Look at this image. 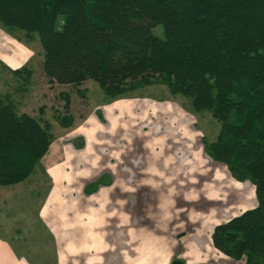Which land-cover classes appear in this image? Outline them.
Returning <instances> with one entry per match:
<instances>
[{
  "label": "trees",
  "instance_id": "16d2710c",
  "mask_svg": "<svg viewBox=\"0 0 264 264\" xmlns=\"http://www.w3.org/2000/svg\"><path fill=\"white\" fill-rule=\"evenodd\" d=\"M0 27L38 40L49 82L80 91L93 80L104 102L163 85L190 98L194 111L209 112L219 128L214 140L202 137L204 152L234 179L251 182L257 201L214 226L213 246L244 264H264V0H0ZM0 63L29 83L26 64ZM56 118L62 127L73 123L67 110ZM50 129L0 91V186L33 173Z\"/></svg>",
  "mask_w": 264,
  "mask_h": 264
},
{
  "label": "rangeland",
  "instance_id": "374dc122",
  "mask_svg": "<svg viewBox=\"0 0 264 264\" xmlns=\"http://www.w3.org/2000/svg\"><path fill=\"white\" fill-rule=\"evenodd\" d=\"M20 36L21 40L0 27V61L12 69L26 64L32 70L29 83L21 84L19 78L3 68L0 63V91L10 93L20 112L42 117L50 122L53 137L50 153L53 150L58 152L60 155L58 161L67 155V166H65L66 172L61 173L59 178L54 167L48 171V168L40 162L26 180L14 185L0 186V241L6 242L14 249L16 257L22 261L20 264L27 262L56 264V240L42 221L41 210L54 181L61 185L72 183L82 186L86 180L95 176L94 169L99 172L110 168L108 158L119 147L117 146L112 152L107 151L105 146L102 149L91 150L90 135L94 130L104 136L108 131L110 136H119L117 131L124 129L125 134L129 135L128 140H143L148 144L144 152L145 162H148L150 156L157 160H152L141 168L143 172L138 175L139 181L135 188L131 189L130 186V190L123 192L102 191L92 197L101 205L99 208L102 211L99 213H106L108 210L117 216L124 214L130 219V235L125 245L129 248L137 247V243L143 246L145 241L146 245L151 247L153 240L150 239V233L161 234L162 231L163 240L169 241L173 233L181 228L186 229L185 219L177 218L175 223L176 218H172L173 212L169 210L171 206L165 208L163 205L166 204L157 203V200L169 201L168 205H170L174 192L179 193V199L182 198L183 193H187L182 187L184 173L181 163L185 160L190 166L197 165V168H200L203 165L204 170L209 168L208 165L212 161L196 158L195 153L200 147L202 148L201 135L210 141L214 140L219 128L218 122L207 111H194L190 98L171 94L163 85L140 88L104 102V93L100 85L93 80L80 85V91L55 81L49 82L42 70V51L38 40L26 38L22 34ZM63 93L68 95V100L62 97ZM175 104L183 108L182 112L194 120L197 128L201 130L199 141L192 143L193 148L185 137L186 128L183 123L178 122L176 116L167 114ZM65 110L72 115L73 123L69 127H62L56 118L58 113H63ZM168 122L172 123V127L169 128V131H173L171 134L163 127V124ZM71 145L81 151L80 155L76 156L74 149L68 151ZM97 153V163L91 164L90 162L95 160L89 156ZM70 154L73 158H69ZM159 158H165L164 165H159ZM202 161L203 164L200 165ZM71 163L73 164L70 166ZM176 165L179 169L175 173ZM219 167L222 168V165ZM87 172L90 174L87 175ZM203 175L208 176L209 171L204 172ZM219 181L216 180V183ZM57 183L54 194L58 197V194L64 195V193L58 191ZM109 192L113 193L112 201L106 206L102 202L109 196ZM156 209H161L162 213H158ZM175 209L178 212L182 210L180 206ZM240 212L241 210L232 214ZM229 216L228 214L225 217ZM211 219L209 217L210 221ZM104 224V222L98 223L102 235L98 247L99 260H104L105 250L112 242L114 249L121 246L116 245V240L104 237ZM220 261L223 264H244L241 260Z\"/></svg>",
  "mask_w": 264,
  "mask_h": 264
},
{
  "label": "crops",
  "instance_id": "0c3cea01",
  "mask_svg": "<svg viewBox=\"0 0 264 264\" xmlns=\"http://www.w3.org/2000/svg\"><path fill=\"white\" fill-rule=\"evenodd\" d=\"M171 107L168 110V116H176L178 122L183 123L186 128L185 137L191 142V148H193L192 143L199 141L201 130L197 128L194 120L182 112L183 108L177 104ZM163 127L169 131L172 123H165ZM169 132L173 133V131ZM100 133L94 130L90 135L91 150L102 149L105 146L107 151L112 152L116 150L117 146L119 147L113 153L114 155L111 153L108 158L110 159V168L102 169L99 172L94 169L95 176L86 180L82 186L72 183H62L61 185L54 181L42 207V221L56 240V264H169L173 258L182 259L186 264H223L220 261L222 259L239 261L225 256L213 246L211 232L215 225L236 216L237 213L232 214V212L240 210L243 212L256 206L255 187L251 182L234 179L224 164L213 161L207 156L202 144V148L200 147L196 151L195 157L210 159L212 163L209 162V168L203 169V161L200 164L202 167L197 168V165L190 166V163L185 160L181 163L183 165L181 166L183 172H181L184 173L182 187L187 190V193H183L182 198L179 199V193L174 192L170 205H168L169 201L157 200V203L160 204L164 202L165 208L171 206L169 210L173 212L172 218H176L174 219L175 223H177V218L185 219L186 229L181 228L175 234L173 233L172 239L168 236L169 241L163 240L162 231L161 234L150 233V239L153 240L151 247L143 241V246L137 243V247L129 248L125 242L130 235V219L124 214L117 216L108 210L106 213H99L102 211L99 208L101 205L92 197L99 195L102 191L108 193L107 191L117 192L120 190L123 192L130 190V186L131 189L135 188L139 181L138 175L143 172L141 168L151 163L152 160H157L150 156L148 162H145L144 152L148 144L143 140H128L129 135L125 134L124 129L117 131L119 136H110L109 131L105 136ZM202 137L203 135L200 138L201 143ZM84 142L86 144V141ZM52 144L51 142L40 162L48 168V171L54 167L60 178L61 173L66 172L67 155L58 161L60 156L58 152L53 150L50 153ZM69 149H74L76 156L81 153L73 145L68 148V151ZM69 158H73V155L70 154ZM89 158L95 160V162H90L91 164L97 163L98 153L90 155ZM164 159H158L160 160L159 165L165 164ZM218 165H222V168ZM178 169L179 166L176 165L175 173ZM206 171H209L208 176L203 175ZM88 174L90 173L87 172ZM103 176H106V183H100L92 191H87L88 185L99 181ZM218 179L220 181L216 183ZM56 183L58 191H62L64 195L55 196ZM109 193L111 196L109 194L110 197L108 196L102 202L103 205L108 206L112 201L113 193ZM179 206L182 208L180 212L175 209ZM157 212L162 213V210L159 209ZM228 214L230 216L226 218L225 216ZM209 217L212 218L211 221ZM99 222L105 223V226L103 225L105 228L104 237L116 240V245H121L114 249L112 242L105 250L104 260H99L98 247L100 236H102ZM21 262L16 257L14 249L6 242L0 241V264H20ZM25 264H29V262Z\"/></svg>",
  "mask_w": 264,
  "mask_h": 264
}]
</instances>
